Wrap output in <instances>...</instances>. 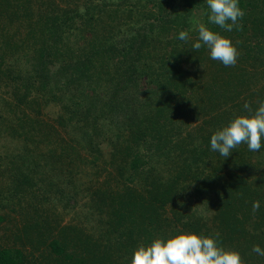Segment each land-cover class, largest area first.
Wrapping results in <instances>:
<instances>
[{"label": "trees", "instance_id": "obj_1", "mask_svg": "<svg viewBox=\"0 0 264 264\" xmlns=\"http://www.w3.org/2000/svg\"><path fill=\"white\" fill-rule=\"evenodd\" d=\"M123 1L128 0H121V2ZM171 1H168L170 6ZM166 2V0L164 2L162 0H139L135 5H131V8L124 10L129 13L131 19L135 20L132 23V25L134 24V32L130 34L125 32L124 35H119L118 30L112 31V29L115 30L122 24L118 21L116 24L111 25L113 26L112 29L108 25L106 30L108 29L109 32L101 33L103 30L95 29L98 34L94 31L93 35L87 37L86 41L71 43L64 40L66 30L73 28L86 33L87 30L92 29V24L98 25V19L92 15L90 6H86L85 12L80 15L76 7L62 9L51 4L50 7L43 8L44 5L40 0H0V30L1 37L4 39L3 48L8 49V52L10 50L14 52L21 50L20 56L9 57L6 53L0 55V83H9L12 85V89H16L13 92V103L17 110L21 107H28L29 110H32L35 108L34 104H36L38 108L35 113L41 114L43 103L59 101L63 104L65 101L70 100L72 107L69 109V120H75L81 130H84L86 124L88 131L84 130V132L88 139L89 137L92 138V132L95 133L96 131L92 129V120L90 122L93 114H105V106L115 109H121V107L125 109V106H127L128 110L131 111L129 101L126 103L123 98V101L119 102L117 91L112 93L105 104L97 100L98 91L95 89L96 87L92 85V82L86 80L89 75L87 73H90L89 71L96 64L99 67V74L111 75L110 72L104 69L115 68L114 71L117 77L115 89L117 90L118 85L123 94H128L130 88L139 79L149 80L148 78L152 74L158 72L159 79L162 80L159 91H165L167 86L172 89L164 98L157 95L154 90L152 94L146 92V94H149L146 102H144L146 108L141 110V114H145V118L143 120L133 119L138 124L137 135L132 141L135 147L139 146V141L143 140L148 152L153 149H161L160 155L164 156L166 152L163 150L168 148L167 144L170 139L165 138L166 141L161 142V138L163 137L162 132H164L163 127L170 119V115L186 114L187 109L191 111L187 114H199V110H206L207 114H215L212 118L214 119L213 124H209L211 130L208 132V136L203 137L200 153L195 155L196 150L195 152L192 150L193 158L190 159L187 156L185 158L186 161H191V164H188V162L181 164L174 176H168L164 179L154 169H150V171L142 170L141 168L145 165V155L138 151H134L126 157L127 162L125 163L124 160V164L128 165L129 168L141 169L140 174L144 175L142 182L145 181L148 186L147 192L145 194L136 193L126 189L124 194L116 196L105 190L97 192L96 195L102 203L104 202L103 199L110 200L109 207L100 210L101 213L106 212L107 243L102 245L101 248L92 246L91 254L87 242L82 241V244H78L80 238L75 242V248L71 246L70 249H67L68 244H61L57 238L48 241L51 251L59 257H64L65 262H71L69 264H118L116 261L111 262L114 248L117 254H122L125 250V255L131 256L138 246L134 241L127 240L123 242L124 236L134 235V231H132L134 226H130L131 229L128 230L127 222L134 225L135 222L139 221V224H142V227H139L137 223V228L141 229L147 243H151L152 239L157 237L167 238L168 233L163 231L172 220L175 227L181 226V230H173L171 235L178 234L186 229V232L209 236L208 231L204 230L205 225H201L203 222L199 220L200 218L190 212L189 208H183L185 205L179 202L183 196L180 194L178 186L181 179L190 174L192 164L207 158L208 160L203 161L204 166H207L210 160L213 159L212 154L214 151L211 150L210 146L211 135L216 130L226 126L235 115L245 114L244 103H249L255 109L258 102L264 100V91L258 88L253 89L254 84L251 81L253 76H258V72L261 73V69L262 76H264V0L260 3L254 0H239V7L245 12L244 17L239 21L243 25L242 30L234 28L232 32H225L219 26L211 24L208 21V16L205 19V25L210 30L234 36L239 56L235 66L222 69L225 72L232 71L229 73V79H227V75L226 79L215 80L211 86L202 89L208 98H206V103L202 100L201 104H198L199 96L196 95L201 86L198 88V85L196 86L194 82H187L186 94L180 90L181 84H183L181 82L189 78L187 74L182 73L181 64L183 62L182 57L190 52L193 53L197 64L203 63L204 60L208 59L204 56L206 46H202L199 50H193L192 44L197 40L193 42L190 39L181 41L178 34L180 31L188 32L193 22L191 13L194 9L203 7L209 15L206 0H184V9L186 10L184 15H180L173 8L172 10L168 9V11L164 9ZM98 5L95 6L98 7ZM153 8L155 9L153 10ZM78 17L81 22L76 25ZM23 24H27L25 30L17 29V31H13L14 26L18 28ZM171 31H175L174 39L173 36H164ZM195 34L198 35V32ZM38 39L41 40V44H39ZM155 40L156 42L162 41L165 45H163L164 53L162 55L160 53L158 56L159 65L156 69H153L154 63L146 62L140 65L143 62V47L148 48ZM177 44H182L183 47L179 45L180 49L173 48ZM148 55H151V53ZM8 59L11 61L8 62ZM20 60L31 61L33 63L31 69L28 71L21 70ZM249 61L252 64L251 69H248L245 65ZM183 74L186 75L185 78H182ZM32 90L36 91L34 93L37 96L32 95ZM87 91L89 94H85ZM46 94L49 98L43 101L41 99L43 97L39 96H46ZM7 106L14 107L12 103L4 107L7 109ZM18 113L19 110L17 113L13 112V114ZM130 114H135V112L131 111ZM1 119L3 117L0 115ZM63 120L64 117H59L56 122L62 123ZM133 121L130 122V125L133 124ZM89 126H91L92 131ZM119 139L118 136L117 140ZM261 143L262 146L260 151L257 152L258 155H262L261 153L264 151V138H262ZM177 144L180 147L182 143H176L175 145ZM90 146L92 148V141H90ZM243 146L241 144L232 150L231 153L235 159L249 151L244 150L247 147L246 144ZM128 149V146L123 147L121 150L125 152L123 155L113 154L111 155L112 158L105 164L110 166L116 164L117 169H121L123 173L127 172L128 168L123 165L122 159L127 155ZM182 150H184L183 147ZM182 153L180 156H182ZM167 158H169V155L166 160ZM210 179L212 180V178ZM18 183H16V187L21 190L23 187L21 181L19 180ZM22 183L28 185L27 181L22 180ZM223 187L228 188L232 193L225 192L216 196V217L220 224L223 222L221 229L218 227V233L220 234L218 243L226 248L227 242L232 240L233 235H235L240 242L235 247L241 248L242 261L245 264H264V256L257 254L254 256L250 254V249H248V244L259 245L261 249H264V197H260L263 190L261 192L252 190L249 186L242 187L237 183H231ZM223 187L218 186L215 190L222 192ZM209 199L211 200V198ZM256 200H262L263 202L260 204L259 210L253 213L252 205ZM167 207L171 211L172 218H169L166 213ZM3 221L4 217L0 215V224ZM146 225H153L152 230L146 228ZM28 229L33 235H43L45 232L39 222L31 223ZM210 229L215 230V226ZM127 230H131V232L127 233ZM154 231L157 233L156 236H152ZM33 235L30 236L31 239H33ZM242 246H245V249H242ZM68 250L70 251L67 252ZM21 263L28 264L19 249L8 247L0 249V264ZM119 264H130V261L124 260Z\"/></svg>", "mask_w": 264, "mask_h": 264}, {"label": "rangeland", "instance_id": "obj_2", "mask_svg": "<svg viewBox=\"0 0 264 264\" xmlns=\"http://www.w3.org/2000/svg\"><path fill=\"white\" fill-rule=\"evenodd\" d=\"M138 1L40 0L44 5L43 8H48L51 4L62 9L76 7L80 15L85 12L86 6H90L92 15L98 19V25L92 24V29L87 30L86 33L73 28L66 30L64 40L71 43L86 41L87 37L93 35L94 31L98 34L96 30H103L101 33L109 32L108 29L106 30L108 25L112 29L113 26L111 25L116 24L118 21L122 24L117 29H112V31L118 30L119 35H124L125 32L127 34L134 32V24L132 25V23L135 20L131 19L129 13L124 10L131 8V5H135ZM162 1L164 2V0ZM166 1L164 9H167V11L173 8L180 15L186 14L184 0H172L171 6L169 5L170 0ZM254 1L260 3L262 0ZM95 5H98V7ZM207 16V11L203 7L192 11L193 22L188 30L191 42L198 38V35L195 34L198 32L195 25L197 22L205 24ZM76 21V25L81 22L79 17ZM26 26L27 24L20 25L18 28L14 26L13 31L15 32L17 29L25 30ZM219 34L229 38L236 47L233 35ZM1 35L0 30V55L6 53L9 57L20 56L21 50L15 52L10 50L8 52V49L3 48L4 39ZM164 36H173L174 39L175 31L166 33ZM38 41L39 44L42 43L40 39ZM163 45L162 41L156 42L155 40L148 48L143 47V62L140 65L146 62L154 63L153 69H156L159 65L158 56L160 53L161 55L164 53L163 48L165 45ZM179 45L183 47L182 44H177L173 48L180 49ZM149 53L151 55H148ZM204 56L208 59L201 64H197L193 53L190 52L182 57L183 62L181 64L182 73L187 74L189 78L181 82L183 84H181L180 90L186 94L187 82H194L196 86L198 85V88L201 86L196 93L199 96L198 104H201L202 100L206 103V98H208L202 89L211 86L215 80L226 79L227 75V79H229V73L232 72L223 71V68L230 67H225L221 62L211 59L207 47ZM10 61L8 59V62ZM32 64L31 61L20 60L19 66L21 70L28 71L31 69ZM245 65L248 69L252 67L251 61L245 63ZM109 68L104 70L110 72L111 75L99 74V67L96 64L93 65V68L89 71L90 73H87L89 74L86 79L87 82H92V85L98 91L97 100L105 104L112 93L117 91L119 102H122L123 98L126 103L129 101L131 111H134L135 114H130L131 111L128 110L127 106H125V109L105 106V114H93L90 118L92 129L96 130L95 133L92 132V138L89 137L90 140L84 132V130L88 131L86 124L84 130H81L75 120H69V109L72 107L70 100L65 101L63 104L59 101L43 103L41 114L35 113L38 108L36 104H34L35 108L32 110H29L28 107H21L18 109V114H13V112L17 113L18 111L13 103V92L16 89H12V85L9 83H0V115L3 117L0 120V215L4 217V221L0 224V249L6 247L19 249L28 264L71 263L65 262L64 257H59L51 251L48 241L52 238H57L61 244H68L67 249H70L71 246L75 248V242L80 238L78 244H82V241L87 242L91 254L92 246L101 248L102 245L107 243L108 235L106 233L107 225L105 224L106 212L101 213L100 210L108 208L110 200L103 199L104 202L102 203L96 195L97 192L105 190L116 196L124 194L126 189H130L136 193L145 194L148 186L145 181L142 182L144 175L140 174L141 169L148 171L154 169L164 179L168 176H174L181 164L184 162L191 164V161H186L185 158L186 156L190 159L193 158L192 150L194 152L196 150L195 155L200 153L203 137L208 136V132L211 130L209 124L214 121L212 118L215 114H207L206 110H199V114H187L191 113L187 109L186 114L170 115V119L163 127L164 132H162L161 142H165V138L170 139L167 144L169 150L168 148L163 150L166 152L164 156L160 155L161 149H153L148 152L143 140L139 141L138 144L140 145L135 147L132 141L137 135L138 124L133 119L143 120L145 118V114H141V110L146 108L144 102H146L148 95L152 94L154 90L157 95L164 98L172 89L167 86L165 91H159L162 80L159 79V72H154L155 74H152L148 78L149 80L139 79L130 88L128 94H123L118 85L117 90L115 89L117 84L115 68ZM260 72L257 73V77L253 76L251 79L254 84L252 88L264 91L262 69ZM185 74L182 78H185ZM32 92L33 96H37L34 93L35 90H32ZM146 92L149 94H146ZM85 94H89L88 91ZM39 97H43L41 98L43 101L49 98L47 94ZM38 101L40 102V99ZM6 103H10V105L12 103L14 107L7 106L6 109L4 107L7 105ZM59 117H64L62 123L56 122ZM132 121L133 124L130 125ZM89 127L92 131L91 126ZM118 136L119 140H117ZM90 141H92V148ZM176 143L182 144L178 147V144L175 145ZM243 145L242 147H244ZM126 146L129 149L126 152L127 155L122 159L123 165H126L124 164V160L125 163L127 162L126 157L134 151H138L145 155L143 168L136 170L126 165L128 171L123 173L121 169L116 168V164L113 166L105 164L112 158L111 155H123L125 152L121 150ZM182 147L184 150H182ZM244 150L248 151L247 147ZM259 151L245 152L246 154L243 153V156L236 159L232 156V153L224 158L214 151L212 154L213 159L210 160L207 166L203 164V161L207 158L202 159V161L192 164L190 174L181 179L178 190L183 197L179 202L185 205L183 208H189L190 212L200 218L199 220L203 222L201 225H205L204 230L208 231L209 236H214L218 232V227L221 229L223 224V222L220 224L216 217V196L225 192L232 193L223 186L231 183L240 184L242 187L249 186L252 190H259L260 192L263 190L260 197H264V151H262V155H258L257 152ZM180 152H183L182 156H180ZM168 155L169 158L166 160ZM137 172H139L138 175ZM217 177L219 178L216 179ZM19 180L21 186H23L21 190L16 187ZM22 180L27 181L28 185L22 183ZM217 185L223 187L222 192L215 190L218 187ZM262 202V200H259L260 204ZM166 210L169 218H172L169 207ZM134 220L136 221V219ZM34 222H39L43 226L45 229L43 235H33L30 232L29 225ZM137 223L139 224V221L135 222L134 225L129 222L126 223L128 230L131 229L130 226H134L132 227L134 235L124 236L123 242L127 240L134 241L137 246L141 243L150 244L145 242V235L141 233V229L137 228ZM140 226L142 227L141 223ZM213 226H215V230L210 229ZM146 228L152 230L153 225H146ZM178 229L181 230V226L175 227L172 220L162 231L167 232L170 236L173 230L178 231ZM128 230L126 232L130 233L131 230ZM186 231L184 229L183 232ZM155 234L157 235L156 231L152 236H156ZM31 235L34 236L33 239H31ZM238 242L236 236L233 235L232 240L227 242L226 249L238 251L241 256V248L235 247L240 243ZM253 246L248 244V249H250V254L255 256L256 253L252 251ZM242 249H245V246H242ZM123 253L117 254L114 248L111 262L116 261L119 264L124 260L131 261L133 254L131 256L125 255V250H123ZM243 264L245 263L243 262Z\"/></svg>", "mask_w": 264, "mask_h": 264}, {"label": "clouds", "instance_id": "obj_3", "mask_svg": "<svg viewBox=\"0 0 264 264\" xmlns=\"http://www.w3.org/2000/svg\"><path fill=\"white\" fill-rule=\"evenodd\" d=\"M206 4L211 24L225 32H232L234 28L242 30L243 25L239 21L245 12L239 7V0H206ZM195 27L198 38L192 44L193 50L206 46L211 59L221 62L225 67L236 65L239 52L229 38L210 30L204 23L197 22ZM178 38L187 41L189 34L180 31ZM243 108L245 114L235 115L226 126L211 135V150L224 158L241 144H246L249 151L261 149L264 138V100L259 101L255 109L247 102ZM259 207V201L253 202V213ZM219 235L218 232L214 236L179 232L167 238L157 237L148 245L141 243L133 251L130 264H243L238 251L226 249L218 243ZM252 251L264 256V249L259 245H254Z\"/></svg>", "mask_w": 264, "mask_h": 264}]
</instances>
